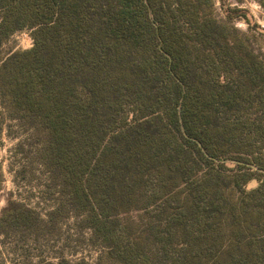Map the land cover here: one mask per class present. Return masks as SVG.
Wrapping results in <instances>:
<instances>
[{
    "label": "trees",
    "instance_id": "16d2710c",
    "mask_svg": "<svg viewBox=\"0 0 264 264\" xmlns=\"http://www.w3.org/2000/svg\"><path fill=\"white\" fill-rule=\"evenodd\" d=\"M214 5L0 0V46L34 43L0 52V105L57 195L5 219L39 236L73 217L98 249L38 264H264V62Z\"/></svg>",
    "mask_w": 264,
    "mask_h": 264
},
{
    "label": "rangeland",
    "instance_id": "374dc122",
    "mask_svg": "<svg viewBox=\"0 0 264 264\" xmlns=\"http://www.w3.org/2000/svg\"><path fill=\"white\" fill-rule=\"evenodd\" d=\"M214 1L212 14L219 21L235 27L230 34L246 40L253 53L264 62V8L260 3L257 0H226L231 8L243 9L247 21L244 16L229 18L222 0ZM33 44L29 30L24 29L5 40L0 52L27 50ZM250 112L252 117L257 114L254 107ZM36 146L33 130L20 119L11 117L7 107L0 105V264H38L42 259L57 261L58 256L94 262L98 249L89 243L90 230L78 229L73 217L45 228L39 236L32 229L5 219L11 205L15 204L35 208L45 218L46 210L56 201L57 195L50 193L53 188L48 173L36 159ZM228 164L237 169V163L228 161ZM253 169L261 172L255 164ZM255 185L256 181H252L249 187Z\"/></svg>",
    "mask_w": 264,
    "mask_h": 264
}]
</instances>
